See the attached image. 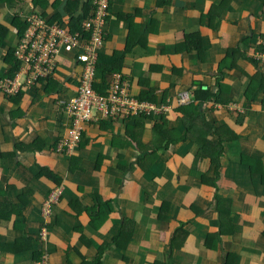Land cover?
<instances>
[{"label":"crops","instance_id":"obj_1","mask_svg":"<svg viewBox=\"0 0 264 264\" xmlns=\"http://www.w3.org/2000/svg\"><path fill=\"white\" fill-rule=\"evenodd\" d=\"M86 1L0 0V78L33 12L64 23ZM105 34L99 61H122L133 96L160 101L166 91L168 135L158 145L168 147L152 152V119L97 112L74 153L57 152L70 125L59 101L73 96L82 72L71 53L58 57L52 87H22L17 97L0 90V264L43 255L51 264H264V79L251 60L264 37V0H111ZM110 81L98 71L103 90ZM200 86L219 89L228 106L204 103L194 120L176 108ZM192 118L196 128L186 131L182 120ZM205 137L223 140L218 178L200 156ZM57 187L63 196L45 224Z\"/></svg>","mask_w":264,"mask_h":264},{"label":"built area","instance_id":"obj_2","mask_svg":"<svg viewBox=\"0 0 264 264\" xmlns=\"http://www.w3.org/2000/svg\"><path fill=\"white\" fill-rule=\"evenodd\" d=\"M95 6L91 14L81 23L78 31L65 24L49 23L43 16L33 12L27 19L28 27L15 47V58L20 61V69L13 78H0V90L7 97L20 93L22 87L33 88L39 80L54 76L58 66V57L71 53L75 62L81 65L75 93L69 100H60L59 107L70 120L68 132L61 139L56 151L72 155L79 147L85 124L102 118L115 120H136L140 117H153L161 114L162 108L148 101H140L129 93V85L120 74H113L107 94L95 89L100 53L104 47V34L111 0H91ZM262 50L254 58L259 59L264 69V37L258 39ZM180 105L189 102V94L179 95ZM165 109V107H164ZM63 188L57 187L51 193L44 206L45 224L51 216V207L58 204ZM46 229L41 232L45 239ZM38 264H51L47 255H43Z\"/></svg>","mask_w":264,"mask_h":264},{"label":"trees","instance_id":"obj_3","mask_svg":"<svg viewBox=\"0 0 264 264\" xmlns=\"http://www.w3.org/2000/svg\"><path fill=\"white\" fill-rule=\"evenodd\" d=\"M110 5H111V1H110ZM95 6L92 4V1L91 0H87L86 1V4H84L83 8H82V11L79 15H74V17H72L71 19L69 18L67 22H64L62 23L59 19H53V20H48L46 18H44L46 21H48L49 23H60V24H65L66 26H68L70 29H72L73 31H78L80 30L81 28V23L82 21L87 18L93 8ZM215 9L212 11V13H215ZM75 12H78V10H75ZM109 12H110V8H109ZM38 15H41L43 16L42 14L38 13ZM211 18H213L214 14H211ZM216 16L220 17V13L216 14ZM28 27V23L25 22L23 23V25H21L20 29H19V32H18V40L20 38H22L24 32L26 31ZM106 34H104V38H105ZM189 38V37H187ZM192 40H189L187 39V43H191ZM105 43V41H104ZM199 44L195 45V49H199ZM259 50L261 51L262 50V47L259 46ZM14 52H15V49H10V51L8 52L7 54V57L5 58L7 64H8V67L6 69V71L2 74V77H8V78H13L16 73L19 71L20 69V61L18 59L15 58V55H14ZM254 63V67H256L257 69L260 68V70L262 69V71H264L263 69V64L262 62L259 60V59H256L253 57V59H251ZM259 66V68H258ZM121 69H122V61L119 59V58H116V60L114 61L113 64L111 65H107L105 64L103 61H99L98 63V71H101L102 72V75L104 77L106 76H112L113 74H120L121 75V78L123 81H126L127 79L125 78L124 74L121 73ZM259 73L260 76L264 79V72ZM98 73V72H97ZM55 76V75H54ZM54 76H50L48 77L47 79H41L38 81V83L36 84V87L39 86V85H45L48 88L52 87V84L55 82L54 81ZM127 82V81H126ZM128 83V82H127ZM129 85V84H128ZM176 85H171L170 87H175ZM95 89L100 93V94H107V91H108V87H107V91L103 90L99 85L98 83H95ZM205 87L203 86H200L199 89L197 90H193L191 93L188 92V94L190 95L191 94V97L194 99V101H197L198 104H199V109H196V107H194L193 105L190 106V101L188 103V105L186 104L185 106H180V107H177L176 110L183 114V115H188L189 113L190 114H194L195 117H194V120L200 116V107L202 106V104L204 103H208V102H213V106L211 107L212 109H216L217 106H220L221 107H227L228 106V101H225L222 100L221 98L219 99V94H220V91L218 89L217 92H215L213 90V88H209V89H204ZM129 89V87H128ZM129 93H130V90H129ZM20 93H18L16 95L19 96ZM131 94V93H130ZM132 95V94H131ZM133 96V95H132ZM136 97V96H134ZM138 100L140 101H148V102H151V103H154L156 104L159 108H162V112L161 114H157L156 116H153V117H140V118H137L136 120H134L136 123L139 122L141 119H152L154 121V125H153V129L156 133V142L154 143L153 146H155L153 149H152V152L155 153L157 152V150L161 149H166L168 147V144L169 142H163L161 144L158 145V143H160V141L164 138H166V136L168 135V132H167V126H165L166 124V119H165V109L164 107L166 108V105H168V96H167V93L165 91V95L162 97V99L160 101H158V97H156L154 95V93H151V94H141L139 97H136ZM189 106V107H187ZM193 109H196V112L193 110ZM176 111V112H177ZM108 120H110L111 118H106ZM111 120H115V119H111ZM127 122H129V120H126ZM133 122V123H135ZM195 121H193V118H192V121L190 120H182V126H184V129L186 131H189L192 127L196 128L195 125H193ZM91 123V122H90ZM89 123V124H90ZM88 124V123H87ZM214 125H216V123H214ZM85 129V128H84ZM215 129H219L218 127H216ZM200 130V129H198ZM84 133V132H83ZM187 137H180L179 139L177 140H174L173 142H176V141H185ZM204 142L205 143H200V147H201V152H200V156L201 157H209L210 160H211V166H213V169L212 171L215 172L216 174V178L219 177V174H218V170L220 168V163H219V160H220V157L222 156V153H223V145H222V139L220 138V142L218 143H210V141H207L206 140V137L204 138ZM210 145L211 148L208 146ZM150 155V153H149ZM43 174V172H41L38 176H41ZM49 177L52 178L53 180H55V182L57 183V185H60V182H61V179L57 177V175H53L52 173H49ZM202 180L205 181V183H210L211 185H216V180L217 179H214V181H207L208 179L206 178V176L204 175L202 177ZM63 196V195H62ZM9 204V203H8ZM42 258V257H41Z\"/></svg>","mask_w":264,"mask_h":264},{"label":"rangeland","instance_id":"obj_4","mask_svg":"<svg viewBox=\"0 0 264 264\" xmlns=\"http://www.w3.org/2000/svg\"><path fill=\"white\" fill-rule=\"evenodd\" d=\"M153 141H155V142H156V140H153Z\"/></svg>","mask_w":264,"mask_h":264}]
</instances>
